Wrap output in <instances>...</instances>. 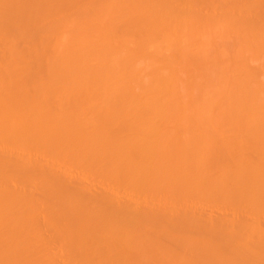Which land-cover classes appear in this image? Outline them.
I'll return each instance as SVG.
<instances>
[{"label":"bare ground","instance_id":"1","mask_svg":"<svg viewBox=\"0 0 264 264\" xmlns=\"http://www.w3.org/2000/svg\"><path fill=\"white\" fill-rule=\"evenodd\" d=\"M197 1L0 0V264H264V0Z\"/></svg>","mask_w":264,"mask_h":264},{"label":"rangeland","instance_id":"2","mask_svg":"<svg viewBox=\"0 0 264 264\" xmlns=\"http://www.w3.org/2000/svg\"><path fill=\"white\" fill-rule=\"evenodd\" d=\"M192 1H193V0H192ZM199 1H200V2H199ZM201 1H202V0H198V1H197V2H198L197 4H199L198 6H199V8H200V10H201V13H205V12H206V14L208 13L209 7H211V6H212V9H211V10H213V11H215V12L217 11L218 14L220 13V12H219V9L221 10V12L224 11L225 9H226V10L228 9V11H229V8H230V7H228V6H232V5H229V4H230V3H229V4H227V5H225V4L223 5V4H222V7H221V6H220V2H219V1H221V0H219V1H217V2L214 1V2H213V3H215L214 5L209 4V7H208V6L205 5L206 2L204 3V1H202V2H201ZM225 1H226V0H225ZM223 2H224V1H223ZM202 3H204V4L202 5ZM213 3H212V4H213ZM216 3L219 4V5H217ZM225 3H226V2H225ZM175 4H176V2H175ZM177 4H178V3H177ZM177 4H176V5H177ZM200 4H201V6H200ZM204 5H205V6H204ZM210 5H211V6H210ZM216 5L219 6V7H215ZM225 6H226L227 8H226ZM201 7H202V9H201ZM214 7H215V9H214ZM207 8H208V9H207ZM231 8H232V7H231ZM216 9H217V10H216ZM226 10H225V11H226ZM213 11H211V12H213ZM215 12H214V13H215ZM214 13H213V14H214ZM222 13H223V12H222ZM224 13H225V12H224ZM224 13H223V15H224ZM208 14H210V13H208ZM211 14H212V13H211ZM219 18H221L220 14H219ZM225 18L228 19V17H226V14H225ZM223 20H225V22H227L226 19H223ZM229 20H230V19H229ZM218 21H219V20H218ZM225 22H224V23H225ZM228 22H229V21H228ZM217 23H218V22H217ZM206 24H207V23H206ZM208 24L211 25V23H208ZM220 24H221V25H219V23H218L217 25L221 26L222 28H218V29H220V30H218V31H221V30L223 31V26H224V25H227V26L229 25V26H230V23H228V24H227V23L223 24V23L221 22ZM222 24H223V26H222ZM204 25H205V23H204ZM219 26H218V27H219ZM229 26H228V27H229ZM205 27H206V26H205ZM207 27L209 28L210 26H207ZM207 27H206V28H207ZM224 27H225V26H224ZM228 27H225L226 30L223 31V32L227 31V32H225V33H227V34L222 33V36H223L224 38L222 37L221 39H218L219 42L221 43V44H220V43L218 42V47H219L220 45H223V46H224V44L226 45V46H224V51H223V54H222V56H221L222 59H223L224 57L226 58V59H223L224 61L221 59L222 62H225L224 64L228 65V67H226V70H225V66H226V65L224 66L223 63L220 62V66H221V68L224 66V67H223L224 69H223V68H222V69L225 71V74H226V75H227V71L229 72V71H231V70L233 69V68L231 69V68L229 67V65L234 67V65H235V63H236V61H237V59L239 58L236 54H238V53L241 54V53H242V55H239V54H238V55L241 56V58H244L245 55H246V56L249 55V51H250L249 49L251 48L250 46H252V45H249L250 43H246V42H248L250 39H248V38H247V39H244L243 36H240V38L238 39V38H237L238 36L236 35V38H235V39H236V42H235L234 36H235V33H237L236 31H238V33H241V34L243 35V33H242L243 31H242V32L240 31V30H242L243 28H236V30H235V31H231V32H230L231 34H230V33H228L229 30H230ZM227 28H228V29H227ZM243 30H246V29H243ZM182 31H184V30H182ZM233 32H235V33L233 34ZM204 33L207 35L206 32H204ZM63 34H64V33H63ZM63 34H62V35H63ZM224 34L227 35V36L229 37L230 40H228V39H227L228 37L225 36ZM232 34H233V35H232ZM257 34H258V33H256V36H255V34H253V36L251 35L253 38H252L251 36L249 37V38H251L250 41H252L253 39H255V40H253V43H254V41H255L256 44L254 43V46H256V47H257V45H258L257 42H256V40H257ZM64 35H67V34L65 33ZM206 35L203 34V38H204V36L207 38ZM214 35H215V37H214ZM210 36L213 37V39H215V41L217 40L216 38H219L218 34H217V35H216V34H211V35L208 36V38H209ZM216 36H217V37H216ZM232 36H233V37H232ZM211 37H210V39H211ZM220 37H221V36H220ZM242 37H243V38H242ZM254 37H255V38H254ZM232 38H233V39H232ZM222 39H224V41H223ZM237 39H238V41L240 40L239 43H242L243 46L240 45V44L237 42ZM241 39H242V40L244 39V40L241 41ZM207 40H209V39H207ZM218 40H217V41H218ZM220 40H222V41H220ZM225 40H227V41H225ZM211 41H213V40H212V39L209 40V42H210V43H209V44H210V47H211V44H212L213 49H215L214 46L217 45V42L213 41V42H215V45H214V43H213V42L211 43ZM244 41H245V42H244ZM222 42H224V43H222ZM243 42H244V44H243ZM226 43H227V44H226ZM232 43H235L236 45H235V44H232ZM237 44H238V46H237ZM227 45H229V46H227ZM231 45H233V47H232ZM223 46H222V50H223ZM230 46L232 47L233 50H235L236 47H237L236 51H238V53L235 51L236 54H234L235 52L231 49ZM234 46H236V47H234ZM239 46L241 47V49H240V52H241V53L239 52ZM246 46H247V47H246ZM212 47H211V51H212ZM216 47H217V46H216ZM218 47H217V48H218ZM220 47H221V46H220ZM227 47H229L228 52H227ZM245 47H246V49H245ZM256 47H255V48H256ZM244 49L247 50L246 53H245V50H244ZM123 50H125V48H123ZM243 50H244V52H243ZM248 50H249V51H248ZM225 51H226V54H228V55L224 54ZM213 52H214V50H213ZM231 52H232V53H231ZM229 53H230L231 55H230ZM243 53H244V54H243ZM138 54H140V53H138ZM138 54H136L135 56H137ZM164 54H165V52H164ZM167 54H168V52H167ZM167 54H165V56H166ZM209 54H212V53H209ZM142 55H143V54H142ZM142 55L140 54V55H138V56L140 57V56H142ZM168 55H169V54H168ZM168 55H167V56H168ZM206 55H207V54H206ZM225 55H226V56H225ZM232 55H233V56H236L237 58L234 59V57H233ZM3 56H4V57H3ZM3 56H2V57L5 58V56H8V55H3ZM162 56H163V58L165 59V56H164V55H161V57H162ZM242 56H243V57H242ZM0 57H1V55H0ZM139 57H135V58L138 59ZM161 57L159 58V60L163 59V58H161ZM208 57H210L209 59L211 60V57H212V56L208 55ZM231 57H232L234 60H236V61L234 62L233 59H230ZM3 58H2V59H3ZM8 58H10V57H8ZM169 58H170V59H169ZM173 58H174V57H171V56L168 57V59H166L165 61L163 60V64H165L167 60L170 61V62L173 60V61H172V64H171L170 62H169V63H170L172 66H176V65H178V64H175V60H174V59H176V61L178 60L179 62H183V60H179V58L177 59V57L174 58V59H173ZM255 58H257V57H255ZM255 58H254V59H255ZM261 58H262V57H261ZM261 58L259 59V57H258V59H259V60L257 59L258 61H255L256 59H255V60H251V61H249V63H247V64L250 66V68L248 67V65H246V66L243 65V67L241 66V70L244 68L243 70H246V69H249V70H250L249 72H248V70H247L248 73L252 72V73H250V78H252L253 81H252V79H250L252 82H250V80H249V81H247V83H246V84L248 85V82H249V83H250L249 85H250L252 88H253L254 86L256 87V84H257L258 82H259L260 84H262V82H263L262 85L264 86V71H263V70H264V69H263L264 66H261V67H260V65H263V64H261V61L264 62V59L261 60ZM5 59H6V58H5ZM142 59H143V57H140V59L138 60L139 62H137V67L140 68V69L143 71V73H144V72H146V70H148L149 65H148L147 61H144V59H143V60H142ZM171 59H172V60H171ZM207 59H208V58H206V61H203V60L201 59V61H200V65L196 63V64L199 65V66H197L196 64H195V65L193 64V66L191 65L192 67L195 66L194 69L197 68L196 71L194 70L195 73H197V70L200 72L199 69H201V67H202V65L204 64V62H206V66H207V68H208V66H209V65H208L209 62L207 63ZM213 59H215V57H212V60H211V64H210V65H212V63H213V61H214ZM245 59H248V58L245 57ZM3 60H4V59H3ZM7 60L9 61V59H7ZM185 60H186V59H185ZM226 60H227V62L229 61L230 64L227 63ZM230 60H231L232 62H231ZM239 60H240V59H239ZM4 61H5V60H4ZM8 61H7V62H8ZM178 61H177V62H178ZM254 61H255V62H254ZM5 62H6V61H5ZM158 62H159L160 65H163V64H162V61H158ZM164 62H165V63H164ZM173 62H174V63H173ZM188 62H189V61L186 60V62L184 61L183 63H184L185 65H189ZM201 62H202V63H201ZM167 63H168V62H167ZM187 63H188V64H187ZM191 63H192V62H191ZM191 63H190V64H191ZM198 63H199V62H198ZM214 63H215V62H214ZM237 63H238V61H237ZM258 63H260V65H259ZM7 64H8V63H7ZM201 64H202V65H201ZM231 64H233V65H231ZM185 65H182V64L180 63L179 68H180L181 66H183V67H181L180 69H181V70H182V69L185 70V69H184V68H186ZM213 65H214V64H213ZM257 65H258V66H257ZM204 66H205V65H203L202 69L204 68ZM251 66H252V67H251ZM256 66H257V67H256ZM235 67H236V66H235ZM253 67H255V68H253ZM190 68H191V67H190ZM227 68H228V69L230 68V70H227ZM256 68H257V69H256ZM261 68H262V70H261ZM237 69H240V68H239V67H236L235 70H237ZM223 70H222V71H223ZM233 70H234V69H233ZM243 70H242V71H243ZM256 71H257V72H256ZM258 71H259V72H258ZM199 72H198L197 74H199ZM233 72H236V71H233ZM233 72H230L231 76L233 75V74H232ZM238 72H239V71H238ZM240 72H241V71H240ZM240 72H239V73H240ZM244 72H245V71H243V74H242V73H241V74H242L243 76L247 75V76H245V82H246V77H248V78H247V80H248V79H249V76H248L249 74H248V73L246 74V72H245V73H244ZM260 72H261V73H260ZM236 73H237V72H236ZM236 73H235V75H236ZM239 73H237L236 76H238ZM258 73H259V76L257 77ZM183 74H184V73H183ZM197 74L194 75V76H197V77H195V79L198 78V75H197ZM216 74H217V73H216ZM216 74H215V76H213L214 78L217 76ZM225 74H224V75H225ZM230 74H229V76H230ZM256 74H257V75H256ZM226 75L224 76V77H226V79H225L224 77L222 78L223 81H226V80L228 79V76H226ZM181 76H182V77H180L181 79H182V78H183V79L185 78V77H184L185 75H182V74H181ZM218 77H219V75L216 77V79H215L214 81H216ZM256 77H257V78H256ZM193 78H194V77H193ZM229 78H230V77H229ZM255 78L258 79L259 81L256 80ZM218 79H219V78H218ZM198 80H199V79H198ZM198 80H196V81L199 83L200 81H198ZM204 81H205V80H204ZM204 81H202V82H204ZM214 81H213V84L211 83L212 88L215 87V84H214V83H217L219 80H217L216 82H214ZM255 81H256L257 83H255V85L253 86V84H254L253 82H255ZM181 82H183V81H181ZM202 82H201V83H202ZM205 83H206V82H205ZM252 83H253V84H252ZM183 84H184V82H183ZM183 84L181 83V86H180V84L178 85V86H180V87H179L180 89H181L182 87H184ZM195 84H196V83H195ZM195 84H194V86H195ZM182 85H183V86H182ZM208 85H209V84H208ZM213 85H214V86H213ZM26 87H27V86H26ZM196 87H197V86H196ZM210 87H211V86H210ZM210 87H208V88H207V87H206V88H205V87L200 88V90H199L198 92H202V93H200V94H204V92H205V94H206V92L208 93V91H209L210 95H212V91L214 92V88L212 89V88H210ZM251 87H247V91H248L249 88H251ZM255 87H254V88H255ZM197 88H199V87H197ZM204 88H205V90H203ZM252 88H251V89H252ZM27 89H29V86H28ZM193 89L195 90L196 88L193 87L190 91L192 92ZM245 89H246V88H245ZM25 90H26V88H25ZM202 90H203L204 92H203ZM206 90H207V91H206ZM211 90H212V91H211ZM28 91H29V90H28ZM136 91H137V90H136ZM210 91H211V92H210ZM241 91H242V90H241ZM244 91H245V90L243 89V92H244ZM247 91H245V92H247ZM193 92H195V94H197V91H193ZM226 92L229 93L228 89L226 90ZM226 92H225V93H226ZM243 92H239V93H241V96H242L243 98H244V95H248V94H249V93L246 94L245 92H244V93H245V94H244ZM248 92H251V90L248 91ZM214 93H215V92H214ZM214 93H213V95H214ZM236 93H237V92H236ZM236 93H235V94H236ZM239 93H238V95H239ZM242 93H243L244 95H242ZM200 94H199V95H200ZM192 95H193V94H192ZM228 95H230V94H227V93H226V94H225V97L227 98ZM194 96H195V95H194ZM222 96L224 97V95H222ZM222 96H221V99H223ZM197 99H198V98H197ZM197 99H196V100H197ZM227 99H229V98H227ZM229 100H230V99H229ZM227 102H228V101H227ZM226 105H227V104H226ZM220 106H221V105H220ZM222 106H223V105H222ZM229 121H230V120H229ZM225 122H226V121H224V123H225ZM227 122H228V121H227ZM227 122H226V123H227ZM233 122H234V121H233ZM159 123H160V122H159ZM188 123H189V122H188ZM188 123H187V124H188ZM191 123H192V124H191ZM191 123H190V124H191L190 127H193V129H194V128H195V126L193 125L194 123H193V122H191ZM157 124H158V123H157ZM239 124H242V123L240 122ZM159 125H160V124H159ZM225 125H226V124H225ZM228 125H230V128H229V129L231 130V132H228V134H226L227 132L224 133V132H225L224 130H223L224 132H222V129H221V128H217L216 125H214V127L211 126V128H210V126H209V127L207 126V129L210 128L211 131H212L213 129L216 130V129H215V127H216L217 130L220 129V132H222V133H224V134H226V135H230V134L235 130L234 125L237 126V129H238V127H239V129L242 128V126L240 127V126L238 125V123H236V124H234V125L228 123ZM228 125H226V128H224L225 126H222V128H224L226 131H228V130H227V129H228V128H227ZM231 125H233L234 128H232V129H234V130L231 129V127H232ZM186 126H188V125H186ZM186 126H185V127H186ZM218 127H220V126H218ZM212 128H213V129H212ZM185 129H186V128H185ZM239 129H238V130H239ZM187 130H188V127H187ZM187 130H185V131L188 132ZM194 130H196V129H194ZM230 130H229V131H230ZM238 130L235 131L236 133H234V134L232 133V135H231V136H234V139H235V137H237V136L241 133V132L239 133ZM240 130H241V129H240ZM242 130H243V129H242ZM242 130H241V131H242ZM185 131H183V133H184ZM209 131H210V130H209ZM244 131H246V130H244ZM186 132H185V133H186ZM242 132H243V131H242ZM185 133H184V134H185ZM229 133H230V134H229ZM246 133H247V132H244V133H243V134H245L244 136H245L246 138H249V137H248L249 135H246ZM186 134H187V133H186ZM217 134L219 135V134H221V133H216V135H217ZM237 134H238V135H237ZM241 134H242V133H241ZM241 134H240V136H241ZM243 134H242V136H243ZM221 135H222V134H221ZM231 136H228L227 138H230ZM240 136H239V137H240ZM242 136H241V140H243V139H242ZM212 137H213V136H212ZM221 137H222V136H219V137L217 138V136H215L214 138H217L218 143H220V142H222ZM239 137H238V139H239ZM214 138H213V139H214ZM219 138H220L221 140H220ZM223 138H226V137H223ZM246 138H244V140H245ZM231 139L233 140V137H231ZM219 140H220V141H219ZM236 140H237V138H236ZM236 140H235V141H236ZM241 140H239V141L237 140L236 142L239 143ZM246 140H247V139H246ZM248 140H249V139H248ZM215 141H216V139H214V143L216 144ZM241 142H243V143L245 144V141H241ZM248 142L250 143V142H252V141L250 140V141H247L246 143H248ZM218 143H217L216 145H218V147L222 148L221 146H219ZM238 143H237V145H236L237 147L239 146ZM253 143H254V142H253ZM235 144H236V143L234 142V143H233V146H232V145H231V146H232L233 148H235V146H234ZM239 144L241 145V143H239ZM254 144H255V143H254ZM220 145H222V144L220 143ZM256 145H257V144H256ZM223 147H224V144H223ZM223 149H224V148H223ZM228 149H229V148H228ZM187 168H188V167H186V169H187ZM210 169H211V168H210ZM207 171H208V170H207ZM207 171H206V172H207ZM209 171H210V170H209ZM212 171H213V168H212ZM204 172H205V171H204ZM206 172H205V173H206ZM60 222H62V221H60ZM60 222H59V223H60ZM62 223H63V222H62ZM1 227H2V226H1ZM45 228H46V227H45ZM45 228L42 229V230L44 231ZM46 229H47V228H46ZM54 229H55V228H54ZM54 229H52V230H54ZM43 231H42V232H43ZM45 231H46V230H45ZM45 231H44L45 235L43 236L44 238H45V236H47V234H48V233L46 234ZM42 232H41V234H42ZM47 232L51 233L50 229H49V231L47 230ZM53 233H54V232H52V234H53ZM52 234H48L47 237H49L50 235L52 236ZM55 234H57V232H56ZM53 235H54V234H53ZM56 237H58V236H54V237L52 236V238H53L54 240L56 239ZM65 246H66V245H65ZM67 247H68V246H67ZM67 247L64 248V249L66 250ZM69 247H70V246H69ZM69 247H68V248H69ZM69 249H70V248H69ZM71 249H72V248H71ZM57 251H58L59 253H61L60 250L57 249V250H56V253H58ZM53 252H54V251H53ZM53 252H52V253H53ZM67 252H68V249H67ZM54 254H55V253H54ZM56 255H57V254H55V256H54V255L52 256V258H54V260H55L57 257H60L59 255H57V257H56ZM42 256H43V255H42ZM42 256H39V258L36 256V258L38 259V260H36V261L39 262L40 260H43V259H41V258H43V257L45 258V256H43V257H42ZM25 257H26V256H25ZM46 257H50V256H46ZM65 257H67V256H65ZM143 257H145V256H142V259H143ZM147 257L150 258V256H146V258L143 259V260H144L143 262L147 263V262L145 261V260H147V261L149 260V259H147ZM152 257H153V260L155 261V259H156L155 257H156V256H155V257L152 256ZM33 258H35V257H33ZM61 258H62V256H61ZM63 258H64V257H63ZM67 258H68V257H67ZM124 258L126 259V257H124ZM124 258H123V259H124ZM127 258H128V261H129V258H130V257H127ZM133 258H134V257H133ZM133 258H132V257L130 258L132 262L134 261ZM154 258H155V259H154ZM28 259H29V258H28ZM68 259H69V258H68ZM139 259H140V258H139ZM139 259H138V260H139ZM22 260H24V259H22ZM22 260H21V262H22ZM25 260H26V259H25ZM25 260H24V261H25ZM57 260H58V261H57ZM59 260H61V259H56L54 262H57V264L60 263V262H62V260H61V261H59ZM64 260H66V259H64ZM72 260H73V261H72ZM72 260H71V263H74V262L76 261V260L74 261L73 258H72ZM126 260H127V259H126ZM126 260H124V261H126ZM156 260H157V261H155L154 264L161 263V261H158V259H156ZM30 261H31V260H30ZM33 261H34V260H33ZM67 261H68V260H66V262H67ZM124 261L119 259V261L117 262V264H127V263L124 262ZM128 261H127V262H128ZM131 261H129L128 264H129ZM135 261H136V260H135ZM139 261H141V259H140ZM34 262H35V261H34ZM37 262H36V263H37ZM41 262H42V261H41ZM41 262H40V263H41ZM76 262H77V261H76ZM76 262H75V264H77ZM136 262H137V261H136ZM136 262H135V263H136ZM156 262H157V263H156ZM25 263H26V262H25ZM40 263H37V264H40ZM42 263H43V262H42ZM62 263H63V262H62ZM71 263L69 262L68 264H71ZM78 263H81V262H78ZM140 263H141V262H139V264H140ZM174 263H175V262H174ZM176 263H177V262H176ZM23 264H24V263H23ZM63 264H64V263H63ZM66 264H67V263H66ZM81 264H84V263L82 262ZM131 264H133V263H131ZM137 264H138V263H137ZM142 264H143V263H142ZM162 264H168V263H165V261H164V263H162ZM177 264H179V263H177Z\"/></svg>","mask_w":264,"mask_h":264}]
</instances>
